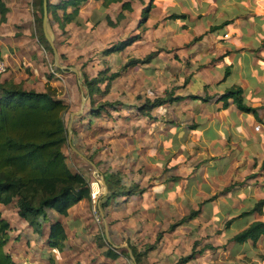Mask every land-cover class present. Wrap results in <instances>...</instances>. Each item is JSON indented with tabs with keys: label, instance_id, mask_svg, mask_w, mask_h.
I'll use <instances>...</instances> for the list:
<instances>
[{
	"label": "crops",
	"instance_id": "0c3cea01",
	"mask_svg": "<svg viewBox=\"0 0 264 264\" xmlns=\"http://www.w3.org/2000/svg\"><path fill=\"white\" fill-rule=\"evenodd\" d=\"M26 1L4 0L0 53L11 70L0 80L20 82L11 75L19 73L28 78L25 88L40 91L49 83L58 92L57 82H65L68 88L58 96L69 105L73 138L81 147L88 146L87 137L96 142L95 169L102 178L119 177L133 192L100 205L102 232L86 210L77 212L89 196L66 215L50 209L47 219H40L39 233L17 215L16 206L13 217L0 209L11 226L5 249L13 259L136 264L130 243L140 251L154 244L140 264H264V235L255 243L233 240L250 223L264 221V203L257 204L264 199V0H138L140 12L147 8L139 15L146 18L136 28L139 35L121 39L129 42L109 53L127 54L118 69L105 63L86 74L117 73L92 95L82 81L83 88L78 80L64 79L59 55L57 60L54 55L57 71L48 73L47 52L19 17ZM79 18H84L80 12ZM149 54L144 62L127 64ZM230 89H240L252 109L238 108ZM104 102L109 104L93 111ZM191 211L197 213L169 229ZM55 221L64 232L59 247L48 242ZM194 241L202 251L178 263ZM108 248L120 254H106Z\"/></svg>",
	"mask_w": 264,
	"mask_h": 264
},
{
	"label": "trees",
	"instance_id": "16d2710c",
	"mask_svg": "<svg viewBox=\"0 0 264 264\" xmlns=\"http://www.w3.org/2000/svg\"><path fill=\"white\" fill-rule=\"evenodd\" d=\"M83 1L85 0H59L50 3L46 0L44 7V0H36L33 12L35 31L39 43L45 50L51 51L53 47L43 28L44 13L50 10L57 25L64 29L66 24L78 22L79 5ZM101 1L105 7L120 1L121 10L117 14L119 19L124 16L123 10H131V0ZM7 10L4 0H0V21L6 19ZM58 10H61L60 14ZM106 18L108 20V17ZM128 42L129 40H122L113 43L103 49V53L119 51ZM149 57L150 54L143 59H131L127 64L144 62ZM106 72L107 70L98 71L97 75L91 78L84 74L82 83L89 95L100 92L98 84L104 80H107V87L109 81L117 74L112 72L110 75H105ZM227 94L233 95L238 108L245 111L252 109L243 103L240 89H230ZM105 104L109 103L99 104L93 111L98 112ZM68 108L69 105L58 96L57 89L49 84L45 85L44 90L37 91L23 87L21 82L0 80V204H9L16 197L17 215L38 233L41 231L40 219H47L50 209L66 215L69 207L89 196L88 183L72 178L63 151V145L67 140L64 114ZM103 181L107 194L103 196L101 206L106 205L117 195L133 192L131 187L126 188L120 184V178L112 174H104ZM263 203L264 199L257 202L258 205ZM196 213L197 211H191L177 223L171 224L169 229ZM10 229V223L2 216L0 210V264H20L5 249ZM262 235H264V221H254L235 234L233 240L244 242L250 239L255 243ZM160 236L161 233H158L156 241ZM63 238L64 232L60 222L51 223L49 245L59 247ZM197 242H193L191 251L181 256L178 263L186 262L202 251L196 249ZM128 247L132 260L140 264L141 257L145 256L154 244L147 245L143 251L130 243ZM106 251V254L113 257L120 254L109 248ZM123 252L122 250L121 254Z\"/></svg>",
	"mask_w": 264,
	"mask_h": 264
},
{
	"label": "rangeland",
	"instance_id": "374dc122",
	"mask_svg": "<svg viewBox=\"0 0 264 264\" xmlns=\"http://www.w3.org/2000/svg\"><path fill=\"white\" fill-rule=\"evenodd\" d=\"M50 1H52L50 3H53L58 2L59 0ZM35 3L36 0H27L26 5L24 4L26 9L22 8V13L24 14H21V16L19 17L22 19L23 25H28L29 27H31L30 37L34 41L38 42L40 46L41 44L39 43L36 36V24L33 18ZM132 3L135 5V8H133L132 10H123L124 16L119 19L117 17V14L120 10V1L111 3V5L105 7V5L102 4L101 0H85L79 5V12L85 19L79 18V21L77 23H68L65 25L64 29L57 25V22L51 15V11L47 10L48 13L46 12L44 30L45 34L50 39V42L53 44V48L51 51L47 49L45 50L48 54V73L50 75H53L51 69H53L54 72L57 71V69L55 68L56 66H54L55 51L57 55L60 56V60L58 59L57 62L60 65H63L64 70L66 71V76L64 77V79H67V81H70L72 83H77L78 80L80 81L81 85L84 74H87L89 76L95 74L99 67L105 65V63L109 64L112 70L118 69L119 65L122 63V59L127 54H125V52H121L105 55L102 51L104 48L110 46L113 43H116L117 41H120L121 39H124L125 37L129 36L134 38L139 35V32H137L136 28L140 26L146 19H141L139 15L140 13L144 15L147 11V8H143L140 12V2H138V0H133ZM58 13L60 14L61 10H58ZM15 14L17 15V12H15ZM106 17H108V20L110 22H108ZM4 31L5 33H7V29H5ZM41 47L43 46L41 45ZM23 68L24 66H22V69ZM9 70H11V66H8L7 64L6 71L8 72ZM11 75L13 78L20 80L21 83H24L26 79H28H25L24 76L19 73H12ZM60 81L61 82H57L60 84L59 88L61 89L60 92H58L57 90L58 95L59 93H62L63 89L68 88L65 82L63 83L62 80ZM46 84L49 83H45V85ZM62 84L65 85V87L62 86ZM25 85L26 87H28L27 84ZM78 103L79 100L77 104ZM69 120L70 114L69 112H66L64 114V121L67 127V140L63 145V151L66 154V161L72 173V178L79 181L81 179V181L92 185L93 188H99L101 192L100 203H102V198L105 194H107V190L105 189L101 180L102 175L100 168L96 167L95 169L93 165L97 159V155H95L97 149L96 142L92 144L93 142L91 143V141H89V137H87V143H89L88 146H79L78 140H75V138H73V133H76V129L72 125H69ZM100 167L104 168L105 165L100 163ZM89 199L90 200H88V202L85 200L81 202L77 209V212L86 210L87 216L90 218L94 217L90 194ZM16 200L17 199L15 197L9 204H0V209H2L5 216L7 215L6 217L14 216L15 206L17 207ZM79 201L77 203H79ZM5 206H7V208H5ZM99 226L100 230H98L99 232H102L103 224L100 223Z\"/></svg>",
	"mask_w": 264,
	"mask_h": 264
},
{
	"label": "built area",
	"instance_id": "2783aa9c",
	"mask_svg": "<svg viewBox=\"0 0 264 264\" xmlns=\"http://www.w3.org/2000/svg\"><path fill=\"white\" fill-rule=\"evenodd\" d=\"M6 70H7V64L5 63L3 57L1 56V53H0V75L2 73H4ZM51 72L54 73V70L51 69ZM89 194H90V198H91V202H92V211L94 214L93 218H94L95 222L102 223V219H101V216L99 214L101 192H100L99 188H93V186L90 185ZM21 264H30V263L28 261H22Z\"/></svg>",
	"mask_w": 264,
	"mask_h": 264
},
{
	"label": "water",
	"instance_id": "95a60500",
	"mask_svg": "<svg viewBox=\"0 0 264 264\" xmlns=\"http://www.w3.org/2000/svg\"><path fill=\"white\" fill-rule=\"evenodd\" d=\"M44 4H46V0H44ZM45 20H46V13L44 14V17H43V28H45ZM45 31V30H44ZM47 36V35H46ZM54 55H55V59L57 60L58 59V55L56 52H54ZM58 64V63H57ZM102 180V183H104L103 181V178L101 179ZM105 187V186H104ZM106 189V188H105Z\"/></svg>",
	"mask_w": 264,
	"mask_h": 264
}]
</instances>
